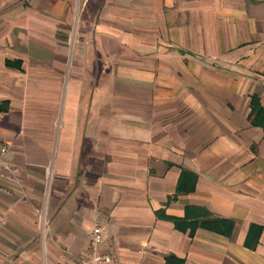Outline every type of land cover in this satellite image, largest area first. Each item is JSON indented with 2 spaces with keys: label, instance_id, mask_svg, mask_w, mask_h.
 <instances>
[{
  "label": "crops",
  "instance_id": "obj_1",
  "mask_svg": "<svg viewBox=\"0 0 264 264\" xmlns=\"http://www.w3.org/2000/svg\"><path fill=\"white\" fill-rule=\"evenodd\" d=\"M0 0V264H264V0Z\"/></svg>",
  "mask_w": 264,
  "mask_h": 264
},
{
  "label": "built area",
  "instance_id": "obj_2",
  "mask_svg": "<svg viewBox=\"0 0 264 264\" xmlns=\"http://www.w3.org/2000/svg\"><path fill=\"white\" fill-rule=\"evenodd\" d=\"M10 146V142L0 137V194H8L3 186L4 182L18 185V169L5 161ZM87 237V249L80 257L79 264H108L109 257L100 252L103 236L102 229L97 222L93 223Z\"/></svg>",
  "mask_w": 264,
  "mask_h": 264
},
{
  "label": "rangeland",
  "instance_id": "obj_3",
  "mask_svg": "<svg viewBox=\"0 0 264 264\" xmlns=\"http://www.w3.org/2000/svg\"><path fill=\"white\" fill-rule=\"evenodd\" d=\"M25 1H28V2H32L31 0H25ZM66 2L68 3V4H71V6H72V10H71V14H72V18H76L75 19V23H74V26H66V29H67V31L69 32V34H71L73 37H75L76 36V34H77V21H78V17H79V14H80V10H79V6H78V8H76L75 10H74V7H73V0H66ZM43 3H48V0H35V4L37 5V7H40L41 6V4H43ZM41 8V7H40Z\"/></svg>",
  "mask_w": 264,
  "mask_h": 264
}]
</instances>
